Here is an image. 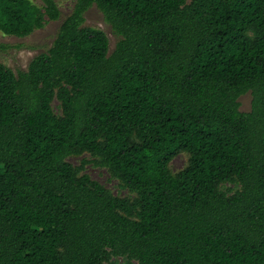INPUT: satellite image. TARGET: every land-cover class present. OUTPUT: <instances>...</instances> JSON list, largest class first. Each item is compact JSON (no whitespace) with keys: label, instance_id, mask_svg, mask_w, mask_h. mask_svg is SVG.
Listing matches in <instances>:
<instances>
[{"label":"trees","instance_id":"obj_1","mask_svg":"<svg viewBox=\"0 0 264 264\" xmlns=\"http://www.w3.org/2000/svg\"><path fill=\"white\" fill-rule=\"evenodd\" d=\"M42 1L0 0V32L58 20ZM113 258L264 264V0H75L27 71L0 63V264Z\"/></svg>","mask_w":264,"mask_h":264},{"label":"rangeland","instance_id":"obj_2","mask_svg":"<svg viewBox=\"0 0 264 264\" xmlns=\"http://www.w3.org/2000/svg\"><path fill=\"white\" fill-rule=\"evenodd\" d=\"M38 5H43L42 0H32ZM61 10V17L58 20L48 21L41 29H37L26 37L9 36L0 32V63L12 68L15 73L27 71L32 60L39 54L48 52L56 38L58 30L64 19L73 10L75 0H56ZM86 26L96 27L104 30L110 39V51H112L119 36L114 32L110 23L107 22L103 12L93 6L86 14ZM241 110L248 112L252 106V94L247 93L240 98ZM54 108L59 112L58 102L55 101ZM84 159L91 160V156L87 154L71 156L68 161L74 166H78ZM188 163V155L184 152L179 153L171 163V169L178 172ZM85 172L92 179L99 181L114 194L125 197L130 193L127 189H123L119 185V181L113 178L107 169L98 167L93 163L86 165ZM116 264H126V258H113ZM138 264L137 261H133Z\"/></svg>","mask_w":264,"mask_h":264}]
</instances>
